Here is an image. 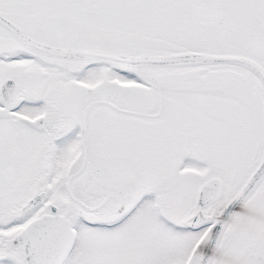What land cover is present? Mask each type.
<instances>
[{"label": "snow or ice", "instance_id": "obj_1", "mask_svg": "<svg viewBox=\"0 0 264 264\" xmlns=\"http://www.w3.org/2000/svg\"><path fill=\"white\" fill-rule=\"evenodd\" d=\"M0 264H264V0H0Z\"/></svg>", "mask_w": 264, "mask_h": 264}]
</instances>
